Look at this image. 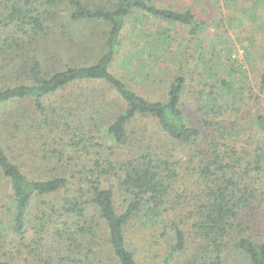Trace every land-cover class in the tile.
<instances>
[{
    "label": "trees",
    "instance_id": "obj_1",
    "mask_svg": "<svg viewBox=\"0 0 264 264\" xmlns=\"http://www.w3.org/2000/svg\"><path fill=\"white\" fill-rule=\"evenodd\" d=\"M101 1L17 0L3 14L14 35L0 37V82L23 80L0 85V228L7 216L38 264H264V240L247 233L264 199V112L245 118L254 131L237 141L227 113L239 81L205 64L213 80L204 82L198 118L185 113V74L160 98L138 92L112 70L128 24L140 34L137 22H157L127 55L158 62L177 26L197 37L207 23L191 8L153 0ZM44 5L65 6L72 23L105 27L95 62L44 72V61L19 53L52 35L56 14ZM259 84L264 90V68ZM139 119L154 121L156 135L134 132ZM185 175L194 187L188 217H169Z\"/></svg>",
    "mask_w": 264,
    "mask_h": 264
},
{
    "label": "rangeland",
    "instance_id": "obj_2",
    "mask_svg": "<svg viewBox=\"0 0 264 264\" xmlns=\"http://www.w3.org/2000/svg\"><path fill=\"white\" fill-rule=\"evenodd\" d=\"M16 1L0 0V37L14 35L13 25L8 23L9 20L4 15L7 12V15L9 14L8 8ZM153 1L176 10L191 8L198 20L207 24L203 26L197 37H192L185 27L177 26L178 28L173 29L172 49L158 62L148 59L149 62H144L142 59H139L140 62L133 61V59L129 60L127 55L130 48L138 44L137 41L140 45L148 42L150 38L147 32H150L151 28H156L157 22L146 18L137 22L141 25L140 28L138 27L140 34L132 33V25L128 24L125 30L124 47L121 55L114 62L112 70L138 92L152 99L163 96L173 76L178 73L185 74L187 77L184 91L185 113L190 120L198 118L201 114V98L205 95L201 92L205 80H213L204 72L205 66L202 64L213 69L220 78L233 76L234 80L239 81L240 95L235 110H230L227 115H231L232 122L236 123L237 128L234 134L237 141L249 139L248 136L254 129L245 118L251 119L254 115L264 112V90L259 84V77L264 68V0ZM44 10L54 11V17L56 14V17L47 23L51 26L54 24L52 35L31 44L28 52L19 51V53L27 55L31 60L36 56L35 61H44L47 65L44 63L41 67L44 72L55 70V68L63 69L66 64L81 65L95 62L101 54V48L97 47V44L103 37L105 27L96 24L72 23L66 17L67 9L63 5L54 9L44 5L41 11ZM170 27L174 28V26ZM11 35L6 37H13ZM15 57L16 54L9 56V58ZM9 58L5 60L9 61ZM140 66L142 67L138 69L137 67ZM26 71L31 72V65H28ZM10 72L17 74L14 69H10ZM20 80L23 79H6L1 81L0 85L16 83ZM61 97L56 95L57 100ZM239 98H244V101L241 102ZM22 103L29 105V102ZM3 110L4 108L0 107V113ZM133 127L134 132L144 134L145 138L157 133L154 121L139 119L134 122ZM262 176L264 182V169ZM190 180L191 177L189 178L188 175L180 179L173 196L182 195V198L176 199L175 207L168 213L169 217L177 216V219L188 217L194 190ZM262 200L261 208L255 209L256 219L253 224L256 226L252 225L254 231L250 229L247 231L256 240H264V199ZM5 202L6 198L2 197L0 204ZM118 202L120 203V200ZM4 209L6 208L2 211ZM3 220L4 225L0 228V234L1 238L5 239V244L0 250V257L10 259L13 264H38L32 261L27 250L20 245V239L6 227L8 217L5 216Z\"/></svg>",
    "mask_w": 264,
    "mask_h": 264
}]
</instances>
